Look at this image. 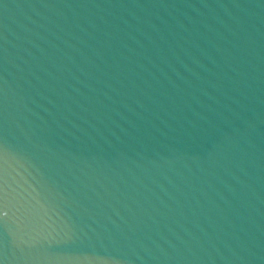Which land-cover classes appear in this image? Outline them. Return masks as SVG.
<instances>
[{"label":"water","instance_id":"1","mask_svg":"<svg viewBox=\"0 0 264 264\" xmlns=\"http://www.w3.org/2000/svg\"><path fill=\"white\" fill-rule=\"evenodd\" d=\"M0 264H264V0H0Z\"/></svg>","mask_w":264,"mask_h":264}]
</instances>
